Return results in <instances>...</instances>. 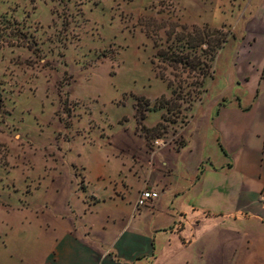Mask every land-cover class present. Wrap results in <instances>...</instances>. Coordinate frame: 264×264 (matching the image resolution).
<instances>
[{
  "label": "crops",
  "instance_id": "1",
  "mask_svg": "<svg viewBox=\"0 0 264 264\" xmlns=\"http://www.w3.org/2000/svg\"><path fill=\"white\" fill-rule=\"evenodd\" d=\"M232 1L247 15L214 61L217 94L179 132L184 146L148 141L135 111L110 132L54 141L43 187L0 193L16 255L4 264H264V0ZM144 189L160 198L136 211Z\"/></svg>",
  "mask_w": 264,
  "mask_h": 264
},
{
  "label": "rangeland",
  "instance_id": "2",
  "mask_svg": "<svg viewBox=\"0 0 264 264\" xmlns=\"http://www.w3.org/2000/svg\"><path fill=\"white\" fill-rule=\"evenodd\" d=\"M232 2L0 0V193L18 197L43 187L54 141L110 132L125 118L131 124L138 100L145 114L158 110L159 97L171 94L160 75L177 84L181 70L157 53L185 49L183 37L198 30L210 40L218 37L213 30L221 31L231 48L233 23L247 15ZM194 75L181 78L192 84ZM205 88L202 103L217 94L209 78ZM191 113L164 136H180ZM4 238L0 264L16 258Z\"/></svg>",
  "mask_w": 264,
  "mask_h": 264
},
{
  "label": "trees",
  "instance_id": "3",
  "mask_svg": "<svg viewBox=\"0 0 264 264\" xmlns=\"http://www.w3.org/2000/svg\"><path fill=\"white\" fill-rule=\"evenodd\" d=\"M212 32L218 34V37L213 40H210L208 37L209 33L198 30L196 36L189 35L183 37L185 38L183 42L185 49L171 52L161 50L157 53V56L162 57L163 62H166L168 67L173 71L181 70V74L180 76H175L179 77L177 84L167 81L165 74L162 73L160 75V78L166 81L171 94H162L157 101L158 109L164 110V112L162 114V121L155 127L147 128L144 125L147 113L145 114L146 110L141 100L137 102L136 116L138 117V124L148 141L156 140L163 137L164 134L166 135V131L169 130L170 126L177 124L180 117H184V114L192 112L194 105L207 92L205 80L214 77V61L227 41L226 36L221 31L213 30ZM204 46H207V48L203 49ZM198 48H201V52L197 51ZM152 64L154 65L153 61ZM183 73L189 76L195 74L196 80L192 84L186 83L181 78ZM178 145L180 147L184 146L183 141H180Z\"/></svg>",
  "mask_w": 264,
  "mask_h": 264
},
{
  "label": "built area",
  "instance_id": "4",
  "mask_svg": "<svg viewBox=\"0 0 264 264\" xmlns=\"http://www.w3.org/2000/svg\"><path fill=\"white\" fill-rule=\"evenodd\" d=\"M181 141L180 136H178V134L172 135L171 138L169 139H156L155 140V145L160 146L166 143H171V144H175L178 145L179 142ZM179 146V145H178ZM160 198V193L156 190H148V189H144L141 191L139 198L136 202V211H139L143 208H148L150 207L154 202L158 201ZM261 201L264 203V191L262 193L261 196Z\"/></svg>",
  "mask_w": 264,
  "mask_h": 264
}]
</instances>
